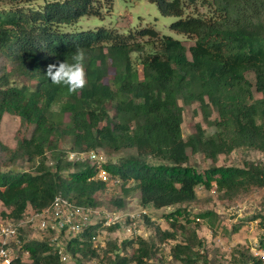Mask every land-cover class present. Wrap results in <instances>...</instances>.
<instances>
[{
	"label": "trees",
	"instance_id": "obj_1",
	"mask_svg": "<svg viewBox=\"0 0 264 264\" xmlns=\"http://www.w3.org/2000/svg\"><path fill=\"white\" fill-rule=\"evenodd\" d=\"M111 1L0 0V124L9 114L27 127L13 148L0 144V221L15 223L28 208L43 209L59 193L74 206L100 207L106 184L93 178L88 161L69 162L66 155L124 152L105 165L122 180L111 204L126 211L131 188L125 185L131 182L141 208L168 209L163 217L168 229L143 216L144 229L153 230L144 239L135 236L140 215L105 227L93 216L75 237L60 236L64 250L78 263L161 264V246L172 241L168 254L173 261L214 264L195 224L203 222L214 231L218 217L212 210L193 213L196 190L210 192L215 184V193L228 199L264 189V160L215 166L219 156L238 149L264 153V0H149L161 16L175 19L169 29L180 39L152 28L137 31L136 40L116 28L78 26L83 17H99L105 2L109 13ZM197 2L205 13L188 14ZM144 38L159 44L146 51ZM77 43L86 49L88 85L69 95L65 87L51 84L46 68L71 63ZM194 103L206 127L196 124L185 140L183 106ZM197 154L210 161L203 172L189 164V155ZM17 164L31 169L16 171ZM256 218L264 232V215ZM123 226L130 229L128 238ZM101 230L116 234L102 246L97 241ZM18 232L22 244L14 247L17 257L11 264H60L48 233L27 240ZM259 245L264 252V233ZM229 263L264 260L238 246Z\"/></svg>",
	"mask_w": 264,
	"mask_h": 264
},
{
	"label": "rangeland",
	"instance_id": "obj_2",
	"mask_svg": "<svg viewBox=\"0 0 264 264\" xmlns=\"http://www.w3.org/2000/svg\"><path fill=\"white\" fill-rule=\"evenodd\" d=\"M111 10L105 12L108 9V3L105 2L104 10H102L99 17H83L78 21V26L86 29H94L96 27H111L116 28L121 33H131L133 38L137 40L135 35L137 31L144 28H152L158 32L161 36H170L180 39V36L174 34L170 29V25L175 22L172 17L161 16L154 3L149 0H113L111 1ZM107 11V10H106ZM188 14H202L205 13L203 8L198 2L196 5H192L187 9ZM106 14V15H105ZM103 17V18H101ZM151 39L144 38L140 42L143 43L144 49L147 51L151 48L157 47L159 40H154L156 45H153ZM146 51H143L146 52ZM143 56V55H142ZM131 59L134 65L137 66L136 55H131ZM140 68V67H139ZM110 71L109 75L111 76ZM249 75V79H251ZM183 122L181 124L182 136L186 140L194 134L195 125L200 124L202 127H206V120L202 119L199 113V107L197 103L183 106ZM215 114L209 116L208 120H212ZM27 127L20 126L18 118L5 114L0 124V144L8 148H13L18 139L26 134ZM64 147L63 144H60ZM127 152V151H126ZM132 153V151H130ZM124 152H119L118 155L113 154L109 156L108 161L114 163L117 161L118 156L123 155ZM189 164L194 166L199 172H203L205 169L211 166L210 161L202 158L201 155H189ZM244 160L256 161L264 160V153L257 151H247L238 149L233 151L230 155H221L218 157L215 166H233L241 167ZM16 171H27L31 169V165L24 164L15 166ZM131 188V192L125 197L126 212L130 214V217L140 214V218L137 221L135 231L138 237L147 238L153 230L144 229L142 225V217L147 216L148 220L155 225H158L161 230L168 229L164 214L167 210H155L153 208H141L137 202V191L133 187V184L129 182L125 185V188ZM122 189L117 187L111 189L106 193L105 199H100V209L106 211L115 210L111 204V200L115 196H119ZM198 200L191 204L193 213H197L203 210H212L217 214V221L215 223L214 231L209 229L205 223L197 222L195 227L197 229L198 237L204 241L205 250L208 253V258L214 264H230L229 255L232 250L238 246L249 248L254 256L261 257L264 260V252L259 245V237L264 233L259 228L258 215H264V189L252 188L245 193H240L232 198L224 199L221 193L211 194L210 192H203V189L196 190ZM3 208L0 204V217ZM2 220V219H0ZM22 225V234L25 235V239L29 240L42 239L45 235L41 232H35L24 224ZM135 225V224H134ZM106 232L101 230L97 237L98 243L105 241L109 237ZM129 233L125 232L124 237L128 238ZM123 237V234L121 235ZM174 242L168 241L161 246L164 260L161 264H179L171 259L168 254L169 248ZM13 247V246H12ZM27 257H24V260ZM159 264V263H158Z\"/></svg>",
	"mask_w": 264,
	"mask_h": 264
},
{
	"label": "built area",
	"instance_id": "obj_3",
	"mask_svg": "<svg viewBox=\"0 0 264 264\" xmlns=\"http://www.w3.org/2000/svg\"><path fill=\"white\" fill-rule=\"evenodd\" d=\"M67 158L69 161H83L84 159L90 161L94 166L95 179L105 183L108 191L120 186L121 181L118 177L111 175L105 169L104 165L107 159L102 152H71ZM215 188V184H212L211 194L215 193ZM143 213L142 211V213L130 217V214L124 210L115 209L113 211H106L100 209V207H77L59 193L45 208L27 210L23 219L17 224L0 223V264H11L13 259L17 257L14 247L19 248L22 244L19 240L18 232L22 228L21 224L26 225L32 231L41 232L44 235L48 233L50 235L49 243L54 246L60 264H85L83 262L78 263L74 257L64 250L61 244V235L65 239L75 237L90 224L93 216H97L94 218H98L102 222V226L105 227L117 223L123 225L127 217L133 220ZM122 231L130 234V229L124 226L122 227ZM99 244L102 246L104 241ZM24 257H27L26 253L23 254L22 258L24 259Z\"/></svg>",
	"mask_w": 264,
	"mask_h": 264
},
{
	"label": "clouds",
	"instance_id": "obj_4",
	"mask_svg": "<svg viewBox=\"0 0 264 264\" xmlns=\"http://www.w3.org/2000/svg\"><path fill=\"white\" fill-rule=\"evenodd\" d=\"M86 55H87L86 49L78 43L75 44L74 45V52L71 56L72 62L69 63V62L64 61V62H58L56 64H49L46 68V77L48 79H50L51 84L56 85V86L65 87L67 89V93L69 95L78 94V93L82 92L88 85L87 72L85 70ZM90 151L102 152L101 150H90ZM71 152H74V151H70L66 155L67 161H69L67 158L68 154ZM87 152H89V151H87ZM77 153H83V152H77ZM102 153L105 155V157L107 159V161L105 163V165H106L109 157L104 152H102ZM83 161H88V160L84 159ZM69 162H81V161H69ZM88 162L91 164L90 161H88ZM93 172H94L93 178L95 179L94 166H93ZM113 176H116V175H113ZM118 179L122 183V180L120 178H118ZM29 209H31V208H28L27 210H29ZM26 211H25V213H26ZM22 219H23V217L19 221H21ZM19 221L15 222V223H13V222H4V223L17 224ZM0 223H1V221H0ZM22 228H20V229L22 230Z\"/></svg>",
	"mask_w": 264,
	"mask_h": 264
}]
</instances>
